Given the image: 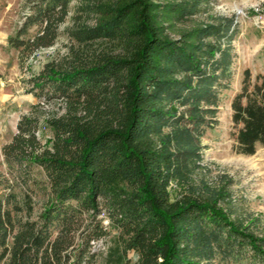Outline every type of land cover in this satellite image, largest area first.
Listing matches in <instances>:
<instances>
[{
    "label": "trees",
    "instance_id": "1",
    "mask_svg": "<svg viewBox=\"0 0 264 264\" xmlns=\"http://www.w3.org/2000/svg\"><path fill=\"white\" fill-rule=\"evenodd\" d=\"M72 2L30 0L11 42L28 51L54 44ZM201 6H76L66 28L71 54L31 79L38 97L61 100L65 111L33 106L3 146L6 161L25 173L37 167L45 181H35L21 201L15 193L0 196V264H97L95 244L114 230L109 264H208L243 255L264 264V236L233 216L226 191L171 194L172 183L188 178L200 160V138L216 124L220 90L229 86L222 80L232 73L233 20L187 26ZM33 27L39 33L23 39ZM232 108L235 148L253 155L264 145V74L245 70ZM43 123L51 133L46 141Z\"/></svg>",
    "mask_w": 264,
    "mask_h": 264
},
{
    "label": "rangeland",
    "instance_id": "2",
    "mask_svg": "<svg viewBox=\"0 0 264 264\" xmlns=\"http://www.w3.org/2000/svg\"><path fill=\"white\" fill-rule=\"evenodd\" d=\"M81 0H73L72 11L60 27L56 42L31 51L17 48L11 42L16 38L26 16L31 12L30 0H0V196L15 193L18 201L24 193L36 188L35 181L43 182V172L37 167L21 171L15 162L6 161L3 146L18 132L21 117L41 105L46 112L62 114L65 105L61 100L52 102L40 98L33 90L32 77L39 74L46 63L68 57L74 44L66 28L71 24L76 6ZM200 14L187 21V26L213 22L227 17L236 28L232 36L233 64L231 76L224 78L220 90V102L215 114L216 124L207 128L200 138L201 158L193 164L186 179L173 182L170 189L173 198L191 190H220L227 192L225 206L233 210V216L252 222L255 232L264 236V145L258 144L256 153L246 155L237 152L238 129L233 121L232 102L241 91L244 72L250 69L254 76L264 74V0H199ZM33 27L23 39H32L39 33ZM40 137L46 141L51 133L46 124L41 125ZM36 207H40L42 194L37 193ZM107 223V221H106ZM114 230L104 240L95 244L99 253L97 264H109L108 255L117 244ZM137 257H134V260ZM208 264H261L258 259L243 255L221 259Z\"/></svg>",
    "mask_w": 264,
    "mask_h": 264
}]
</instances>
